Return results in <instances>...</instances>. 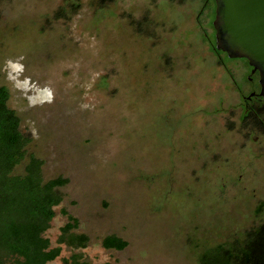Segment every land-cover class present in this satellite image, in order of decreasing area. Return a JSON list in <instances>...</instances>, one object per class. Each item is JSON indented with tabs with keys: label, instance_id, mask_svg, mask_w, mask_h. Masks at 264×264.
Segmentation results:
<instances>
[{
	"label": "rangeland",
	"instance_id": "rangeland-1",
	"mask_svg": "<svg viewBox=\"0 0 264 264\" xmlns=\"http://www.w3.org/2000/svg\"><path fill=\"white\" fill-rule=\"evenodd\" d=\"M205 5L0 0V87L27 159L66 180L45 235L56 246L71 216L88 238L50 264H234L262 233L264 138L223 70L244 67L204 38ZM109 235L126 247L104 249Z\"/></svg>",
	"mask_w": 264,
	"mask_h": 264
},
{
	"label": "trees",
	"instance_id": "trees-1",
	"mask_svg": "<svg viewBox=\"0 0 264 264\" xmlns=\"http://www.w3.org/2000/svg\"><path fill=\"white\" fill-rule=\"evenodd\" d=\"M207 4L204 8L207 7L213 18V3ZM210 23L209 28H212ZM204 38L214 45V30ZM8 100L7 88L0 87V264H50L60 256V245L73 250L83 249L88 238L73 232L77 222L71 216L61 228L56 246L46 237L45 233L55 216L54 208L61 203L55 189L64 185L66 180L57 177L43 181L42 162L33 154L27 159L25 146L28 139L20 131V120L8 107ZM26 159L24 172L16 174L15 168ZM261 209L264 205H260ZM247 236L249 242L238 247L240 254L235 257L239 260L234 264H264V223L262 233L251 232ZM101 245L104 249L120 251L127 243L109 235L103 238ZM231 259L224 264H230ZM66 264L90 263L83 260L80 254H72L66 259Z\"/></svg>",
	"mask_w": 264,
	"mask_h": 264
},
{
	"label": "water",
	"instance_id": "water-1",
	"mask_svg": "<svg viewBox=\"0 0 264 264\" xmlns=\"http://www.w3.org/2000/svg\"><path fill=\"white\" fill-rule=\"evenodd\" d=\"M215 49L245 59L259 75L264 100V0H214Z\"/></svg>",
	"mask_w": 264,
	"mask_h": 264
},
{
	"label": "flooded vegetation",
	"instance_id": "flooded-vegetation-1",
	"mask_svg": "<svg viewBox=\"0 0 264 264\" xmlns=\"http://www.w3.org/2000/svg\"><path fill=\"white\" fill-rule=\"evenodd\" d=\"M206 4L207 1L205 0ZM213 3V7L215 9L214 0H211ZM210 1V2H211ZM209 3V2H208ZM205 4V3H204ZM206 6V5H205ZM214 11V10H213ZM207 19H209L210 12L206 13ZM214 18V14H213ZM212 18V19H213ZM212 29V28H211ZM213 31V30H212ZM211 31V32H212ZM207 38L209 34H204ZM210 47H211V53L216 60V62L225 64L226 54H224L223 62H221V53L220 51H215L213 48V44L210 40H207ZM232 61H238L241 63V66L244 67L241 70H238L236 75L231 74L229 72V69L224 67V73L229 77L232 86H234L235 94L239 97V104L236 106V108L240 107L243 116H247L251 119L249 123L254 127V124L259 130L260 137L264 138V100L262 97L259 96L260 93V85H259V75L257 71H252V67H250L245 59H236ZM233 109V108H232ZM252 141H254V137L251 138ZM256 141V140H255ZM70 258V257H69ZM68 258V259H69Z\"/></svg>",
	"mask_w": 264,
	"mask_h": 264
}]
</instances>
